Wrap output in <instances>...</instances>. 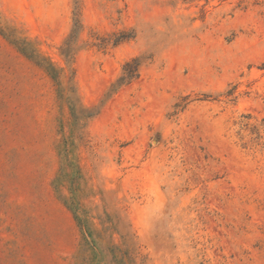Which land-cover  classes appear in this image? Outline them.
Here are the masks:
<instances>
[{"label":"rangeland","instance_id":"1","mask_svg":"<svg viewBox=\"0 0 264 264\" xmlns=\"http://www.w3.org/2000/svg\"><path fill=\"white\" fill-rule=\"evenodd\" d=\"M0 264H264V0H0Z\"/></svg>","mask_w":264,"mask_h":264},{"label":"trees","instance_id":"2","mask_svg":"<svg viewBox=\"0 0 264 264\" xmlns=\"http://www.w3.org/2000/svg\"><path fill=\"white\" fill-rule=\"evenodd\" d=\"M141 63L139 59H132L125 63L123 67V76L119 80V86L128 84L132 82L133 80L137 79L139 77V69H140ZM46 71L50 74L52 79L61 86L60 80L58 78V75H56V71H49V69H46Z\"/></svg>","mask_w":264,"mask_h":264}]
</instances>
